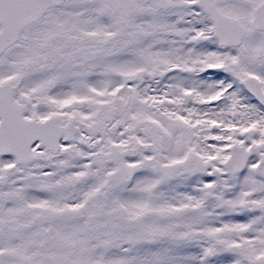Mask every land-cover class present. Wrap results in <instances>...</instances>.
<instances>
[{
  "label": "snow or ice",
  "instance_id": "snow-or-ice-1",
  "mask_svg": "<svg viewBox=\"0 0 264 264\" xmlns=\"http://www.w3.org/2000/svg\"><path fill=\"white\" fill-rule=\"evenodd\" d=\"M0 264H264V0H0Z\"/></svg>",
  "mask_w": 264,
  "mask_h": 264
}]
</instances>
